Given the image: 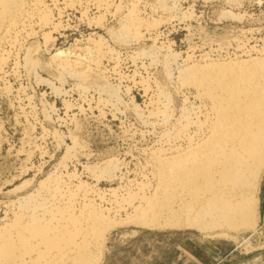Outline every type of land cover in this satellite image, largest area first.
Masks as SVG:
<instances>
[{
    "label": "rangeland",
    "instance_id": "1",
    "mask_svg": "<svg viewBox=\"0 0 264 264\" xmlns=\"http://www.w3.org/2000/svg\"><path fill=\"white\" fill-rule=\"evenodd\" d=\"M106 1L114 6H50L57 24V30L44 31L50 40H43L42 31L5 49L10 60L0 75V237L11 227L20 200L57 177L67 194L84 186L92 203L111 212L117 223L103 238L99 264H264V173L256 193L257 219L245 233L207 232L188 220L168 224L136 211L144 206L141 199L150 196L153 154L168 145L165 135L183 110L194 106L190 91L177 84V68L189 60L230 62L264 54V0ZM129 15L149 27L143 39L127 45L116 37ZM100 42L114 53L92 70L97 77L87 81L88 90H78V81L52 64V57L61 51L84 55ZM24 55L34 67L27 68ZM160 94L171 99L172 119L168 116L166 122L155 114L164 108ZM1 259L0 264H8Z\"/></svg>",
    "mask_w": 264,
    "mask_h": 264
},
{
    "label": "bare ground",
    "instance_id": "2",
    "mask_svg": "<svg viewBox=\"0 0 264 264\" xmlns=\"http://www.w3.org/2000/svg\"><path fill=\"white\" fill-rule=\"evenodd\" d=\"M48 1L51 5L47 4ZM58 5L71 10L82 7L86 10L92 5L99 10L111 7L106 0H0V75L3 73L5 63L10 60L5 51L7 46L13 45L11 48H16L14 45L23 36L30 37L42 31L43 40H50V34H44V31L57 30L50 6ZM126 20L124 28L119 29L120 33L115 36L117 40L124 44L141 40L146 35L144 31L148 30L146 29L148 25L135 15H129ZM117 40L115 39L116 42ZM105 47L101 42L96 43L92 49L83 53L84 55H71L68 51V55L63 51L57 52L52 57L54 60L52 64L56 62L57 68L78 81V90L86 92L88 90L86 85L90 86L87 81L97 77L96 74H92V70L96 71L99 61L114 53L112 49H109L112 51L109 52ZM27 58L25 57L24 60ZM30 58L32 60V57ZM200 61L202 62V59ZM24 62L26 65L33 64L30 60ZM32 66L35 65L30 67ZM177 70V84L181 89L184 87L190 91L194 106L190 105L191 109L187 108L190 110H183L184 114L176 119L174 128L169 134L167 133L168 135L165 131V141L168 142L165 144L168 145L161 147L151 158L154 166H152L153 185L148 189L150 196L141 197L144 206H138L136 211L142 217L167 219L168 224L170 221L173 222L172 224L176 221L180 224V221L188 220L193 228L207 232L222 229L225 233L231 231L245 233L257 219L258 194L256 193L264 173V54L250 55L230 62L200 63L189 60ZM167 76L169 78L170 75ZM168 97L167 95L161 97L164 107L162 112L159 113L154 109L158 111L155 113L158 118L165 119L164 122L168 121V109L171 106L169 104L171 99ZM158 100L156 103H159ZM151 112L150 116H153L154 113ZM162 122L163 120L161 126L164 123ZM167 125H163L164 128ZM161 136V138L165 137ZM170 142L174 144H169ZM60 181L61 178L59 180L57 177L45 180L39 184L35 192L20 200L19 212L13 215L11 227L4 228L0 237V256L5 263L27 264L26 262L30 261L37 264L38 261L39 263L44 261L46 264H99L101 262L103 238L117 223L110 217L111 212L109 214L92 203L84 186H75L74 192L71 193L72 189H70V193L67 191V194L62 191L63 184ZM82 190L85 193L80 196ZM80 197L82 200L79 199ZM138 198L140 199L139 196Z\"/></svg>",
    "mask_w": 264,
    "mask_h": 264
},
{
    "label": "crops",
    "instance_id": "3",
    "mask_svg": "<svg viewBox=\"0 0 264 264\" xmlns=\"http://www.w3.org/2000/svg\"><path fill=\"white\" fill-rule=\"evenodd\" d=\"M261 217L263 218L264 221V181L262 183L261 187Z\"/></svg>",
    "mask_w": 264,
    "mask_h": 264
}]
</instances>
